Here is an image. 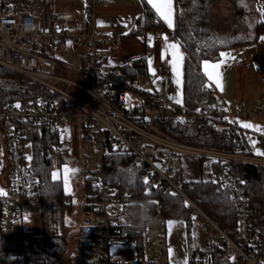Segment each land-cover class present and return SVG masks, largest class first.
<instances>
[{
	"label": "built area",
	"instance_id": "obj_1",
	"mask_svg": "<svg viewBox=\"0 0 264 264\" xmlns=\"http://www.w3.org/2000/svg\"><path fill=\"white\" fill-rule=\"evenodd\" d=\"M100 1L89 0V26L73 34L69 21L58 15L55 0H44L41 10L25 8L17 0H0V65L65 98V101L40 97L16 100L0 112V133L5 144V155L0 163V189L6 193L0 195V228L14 236L19 235L24 226L25 199L40 196L45 184L32 163L27 161L24 124L62 127L74 117L88 128L89 139L84 145L86 152L82 162L83 178H90L92 183L85 203L92 213L86 224L93 228L94 237L85 250H77L73 264H172L167 256V217L159 202H150L155 223L142 229L126 225L124 212L142 200H129L130 189L123 188L118 179L110 176L111 155L115 150L137 155L136 164L144 168L140 177L148 179V189L160 183L167 191L181 194L195 206L202 215L200 228L208 233L209 241L220 246L224 264H264V258L257 251L259 226L253 219L250 197L244 183L232 173L227 162L260 164L259 182L264 196V157L189 144L162 127L163 121L173 117L220 131L231 114L223 100V105L191 112L184 103L177 104L170 98L173 97L172 87L166 81L157 84V94L151 100H128L131 91L111 76V64L103 48L104 44L111 43V39L100 35L95 26L94 7ZM73 36L90 56L88 77L80 80L65 75L55 57L59 50L69 46ZM162 37V31L154 32V41ZM161 71L168 73L169 67L163 66ZM262 84L264 86V77ZM68 87L81 94H75ZM184 153L227 162L215 189L218 192L228 190L236 202L238 213L234 234L209 216L183 189L186 180L182 172ZM67 200H72L71 195ZM115 244L130 245L133 254L115 255L112 251ZM50 247L47 240L37 239L39 251ZM191 264L213 262L209 255H198Z\"/></svg>",
	"mask_w": 264,
	"mask_h": 264
},
{
	"label": "trees",
	"instance_id": "obj_2",
	"mask_svg": "<svg viewBox=\"0 0 264 264\" xmlns=\"http://www.w3.org/2000/svg\"><path fill=\"white\" fill-rule=\"evenodd\" d=\"M17 1L25 8L42 9L41 0ZM217 1L219 0H175L177 24L175 27L169 28L155 13V10L147 4V0H143L144 10L125 36L146 35L150 31L157 30L164 31L169 38L181 44L185 50L184 104L191 112L205 107L223 105L216 91L206 86L208 85L207 77L201 69L202 61L205 59L217 60L224 50L256 42L264 33V21L257 19L254 7L248 10L247 0L229 1L232 2L237 18L243 24L241 31L247 29L244 22L247 13H254L256 25L253 36L239 37L234 34L224 35L216 32L214 30L216 21L212 9ZM89 63L90 56L86 52L82 62V78L88 77ZM110 73L116 82L128 90L142 95L144 100L149 101L157 94L156 89L147 88L143 84L145 79L150 81L146 51L140 55L132 56L124 64L111 65ZM34 97L65 101L64 96L57 91L41 83L32 82L23 74L0 65V112L16 100L26 101ZM161 124L168 133L189 144L252 153L250 142L243 129L233 122L230 123L229 119L220 131L211 127L202 128L195 122L181 121L173 117L166 119ZM82 130L85 145L89 138L88 128L84 122H82ZM23 131L25 140L29 139L33 142L32 165L45 182L40 196L26 198L29 200L28 206L34 207L42 218L44 236H35L33 232L27 231L24 226L17 236L0 228V264H63L62 254L67 244V237H65L66 225L61 223L60 219L64 218L67 209H71L72 200H67L71 194L65 191L63 179L59 183L52 179L55 150L62 142L61 127L52 124L25 123ZM1 151L0 140V163L3 159ZM200 157L201 160L208 161L207 174L194 179L186 176L182 168L186 177L183 182V189L209 216L217 219L223 228L230 229L234 234L238 213L236 202L228 190L218 192L215 189L217 178L228 162L232 173L244 183L246 192L250 197L253 219L259 226L257 251L264 258V196L259 182L262 166L252 162H226L205 156ZM111 160L109 174L112 178L118 179L123 188L130 189L129 200L137 198L142 201L159 202L164 208L166 217L168 215L186 216L191 261L198 255H209L213 264H224L219 245L207 241L206 246L202 247L193 223V215H196L200 220L202 215L193 204L181 194L171 190L167 191L160 183L152 189H148L140 177L144 168L136 164V154L130 151L115 150L111 155ZM85 184L88 192H90L92 190L90 178L85 179ZM85 209L90 211L86 203ZM54 226H56V231L53 230ZM89 227L82 226L78 238V249L85 250L93 239L94 230ZM59 230L61 231L58 232ZM39 238L47 240L51 245L50 249L39 251L36 248V241Z\"/></svg>",
	"mask_w": 264,
	"mask_h": 264
},
{
	"label": "crops",
	"instance_id": "obj_3",
	"mask_svg": "<svg viewBox=\"0 0 264 264\" xmlns=\"http://www.w3.org/2000/svg\"><path fill=\"white\" fill-rule=\"evenodd\" d=\"M41 1L43 4L44 0ZM224 1L233 5L229 0H219L212 9L213 15L217 6ZM252 2L256 10L257 19L264 21V17H262L260 11V9L264 7V0H252ZM55 3L58 15L69 21L73 34L87 29L89 26V0H55ZM173 7V27H175L177 24L175 0H173ZM33 10L38 9L34 8ZM143 10V0H102L95 5V26L100 35L107 36L111 39V43L103 45L107 58L112 66H116L126 63L132 56L140 55L146 51L147 59L151 58L152 60L151 69L155 70L154 77L149 67V83L151 86L156 89L158 83L163 81L168 82L172 87L173 97L178 99L179 96L181 103H184V61L181 70V84L178 88L169 64L172 56L170 52H165L166 42L164 37H168L167 43L169 44L178 43L180 45V51L183 52L185 58V50L181 44L169 38L164 31H162L163 37L157 42L154 41V32L157 30L150 31L146 35L139 34L125 37L132 29L137 17ZM85 53L86 50L77 44L73 36L70 39L69 46L59 50L55 57L60 63L61 71L64 73L67 70H72L73 72L81 74L83 56ZM223 53H229L230 56L220 57L217 60L205 59L211 63H217L220 59L225 60V63L220 68L223 90L216 88L214 84L210 88L216 91L219 98L224 101L231 113L229 115L230 121L249 122L254 125H259L261 129H264V86L262 84V79L264 77V33L261 34L259 40L256 42L238 45L224 50ZM205 60H203L201 64L203 72V62ZM163 66L169 67L168 73H162L161 70ZM155 78H160L156 84L153 83ZM209 83L207 78V84ZM79 121L80 120L71 117L64 123L63 128L70 127L75 122L78 123ZM233 123L240 126L239 123ZM242 129L248 140L251 138V141H256L255 153L250 154L258 155V151L264 152V131L257 132L253 129ZM63 132L61 129V140L63 138ZM68 154L69 153H67V156ZM260 156L264 157V155ZM83 171L84 167L80 172L82 178ZM67 192L72 194L71 191ZM83 226L89 225L85 223Z\"/></svg>",
	"mask_w": 264,
	"mask_h": 264
},
{
	"label": "rangeland",
	"instance_id": "obj_4",
	"mask_svg": "<svg viewBox=\"0 0 264 264\" xmlns=\"http://www.w3.org/2000/svg\"><path fill=\"white\" fill-rule=\"evenodd\" d=\"M248 2V10L253 8L252 0H247ZM256 17V16H255ZM254 13H247L246 21H244L247 25L246 31H241V27L243 24L237 18L236 12L234 10L233 5L229 4L227 1L221 2L216 11H214L215 25L214 30L220 34L224 35H237L239 37H252L255 32V21ZM250 26V27H248ZM3 66V65H2ZM6 67V66H5ZM69 78L74 80L82 79V74H78L73 72L72 70H67L65 72ZM148 79L143 80V84L147 88H151V84L147 81ZM69 90L74 92L75 94L80 95L81 93L75 88L68 87ZM180 101V97L178 96ZM128 100L131 101H143L144 98L142 95L130 92L128 94ZM177 104H182L181 101L178 103L177 99L174 100ZM63 132V126L61 127ZM67 130V131H65ZM82 122H75L72 126L64 129L63 138L60 146H58L55 150V155L53 159L52 173L57 172L60 174L63 179L64 168L67 166L68 168H75L79 171L71 176L69 179V190L72 194V207L71 209H67L65 211V215L61 220V223L66 225V234L67 244L64 247V252L62 254V262L63 264H73L74 258L77 253V239L81 232L83 224L86 223L87 218H91L92 213L84 209V204L86 202V194L88 193L86 184H84V179L82 178V174H80L84 164L82 162V158L84 153L86 152L83 137H82ZM0 139L2 140V156L5 155V144L2 133H0ZM250 147L252 153H255V147L251 143L249 139ZM25 153L26 158L31 157V160L27 159L29 163H32L34 156V147L33 142L29 139L25 140ZM71 157L70 160H66L65 156ZM208 161L201 160V157L192 153H184L183 154V163L182 168L184 174L191 178H200L202 175H206L208 171ZM73 177V178H72ZM29 200H25V210H24V227L27 231L33 232L35 236L42 237L44 236V228L42 218L39 216L34 207H29ZM60 215V211H59ZM60 217V216H59ZM174 221L177 222L170 230L168 222ZM193 223L195 225L196 233L199 237V241L202 247H205L207 241H209V235L207 232H204L200 228V219L197 218L196 215H193ZM166 224L168 228V259L172 264H183V261L187 259L188 264H191V248L189 244L188 238V219L184 215H168L166 218ZM199 224V225H198ZM197 226V227H196ZM194 228V227H193ZM55 229V230H54ZM56 231V226L53 228ZM59 230L58 232H60ZM171 249V255L169 250ZM133 248L128 244H115L112 248V251L115 255H123L128 256L133 254Z\"/></svg>",
	"mask_w": 264,
	"mask_h": 264
},
{
	"label": "snow or ice",
	"instance_id": "obj_5",
	"mask_svg": "<svg viewBox=\"0 0 264 264\" xmlns=\"http://www.w3.org/2000/svg\"><path fill=\"white\" fill-rule=\"evenodd\" d=\"M147 4L151 6L152 9L155 10V13L159 16L160 19H162L169 28H172L173 25V16H174V7H173V0H147ZM262 17H264V7L260 9ZM110 35V34H109ZM151 39V38H149ZM165 40V52H170L172 59L169 61L170 67L173 72V76L175 78V83L177 84L178 88L181 84V76H182V66L184 61V54L180 51V45L178 43H167L168 37H164ZM70 43V42H69ZM163 55V53H162ZM221 57L230 56L229 53H220ZM225 63L224 59H220L217 63H211L208 60H205L203 62V68L204 73L207 76L209 80V84L206 85L207 87H211L213 84L216 88L223 90L222 85V76L220 72L221 66ZM152 60L151 58H148V65L150 67V70L152 71L153 76L155 77V70L151 69ZM158 79L155 78L153 80V83L156 84L158 82ZM158 90V89H157ZM150 91V90H149ZM172 99H176L175 97H170ZM127 99V98H126ZM177 102L179 103V99H177ZM17 108L20 107L19 104L16 105ZM236 122L239 123L242 128L247 129H253L254 131L261 132L264 131V129H261L259 125H254L249 122H240V121H230V123ZM67 131V130H65ZM251 140V138H250ZM251 143L253 144V147H255L256 141L252 140ZM258 155H264V152H257ZM27 159L31 160V157H27ZM79 170L75 168H68L65 166L64 168V175H63V186L65 191L67 192L69 190V179L71 176L75 175ZM52 179L54 182L59 183L61 181V176L57 172L52 173ZM143 183L147 185L149 183L148 179L145 178ZM6 193L3 192L2 189H0V195H5ZM175 195V194H173ZM177 222L169 221L168 225L171 230V228L176 224ZM194 235V234H193ZM171 255V249L169 250ZM183 264H188L187 259L183 261Z\"/></svg>",
	"mask_w": 264,
	"mask_h": 264
},
{
	"label": "clouds",
	"instance_id": "obj_6",
	"mask_svg": "<svg viewBox=\"0 0 264 264\" xmlns=\"http://www.w3.org/2000/svg\"><path fill=\"white\" fill-rule=\"evenodd\" d=\"M124 220L126 225L133 229H142L155 223L151 203L147 200L137 202L134 207L126 209Z\"/></svg>",
	"mask_w": 264,
	"mask_h": 264
},
{
	"label": "water",
	"instance_id": "obj_7",
	"mask_svg": "<svg viewBox=\"0 0 264 264\" xmlns=\"http://www.w3.org/2000/svg\"><path fill=\"white\" fill-rule=\"evenodd\" d=\"M65 159H66V160H70L71 157H70V156H65Z\"/></svg>",
	"mask_w": 264,
	"mask_h": 264
}]
</instances>
